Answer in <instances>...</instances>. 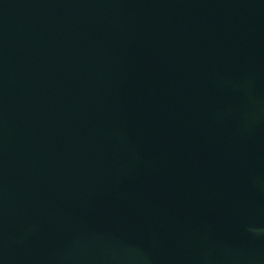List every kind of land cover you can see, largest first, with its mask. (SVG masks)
<instances>
[{"label":"water","instance_id":"obj_1","mask_svg":"<svg viewBox=\"0 0 264 264\" xmlns=\"http://www.w3.org/2000/svg\"><path fill=\"white\" fill-rule=\"evenodd\" d=\"M264 0H0V264H264Z\"/></svg>","mask_w":264,"mask_h":264},{"label":"clouds","instance_id":"obj_2","mask_svg":"<svg viewBox=\"0 0 264 264\" xmlns=\"http://www.w3.org/2000/svg\"><path fill=\"white\" fill-rule=\"evenodd\" d=\"M249 230L252 231V232H260V231H264V230L256 229V228H250Z\"/></svg>","mask_w":264,"mask_h":264}]
</instances>
